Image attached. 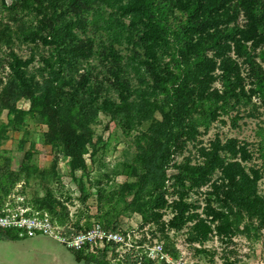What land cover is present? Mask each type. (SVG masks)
Here are the masks:
<instances>
[{
    "label": "rangeland",
    "instance_id": "rangeland-1",
    "mask_svg": "<svg viewBox=\"0 0 264 264\" xmlns=\"http://www.w3.org/2000/svg\"><path fill=\"white\" fill-rule=\"evenodd\" d=\"M31 18L17 7L0 10L1 79L13 55L31 58L28 70L36 72L51 51L43 43L23 41L19 28L29 25ZM230 18L224 27L217 24L220 43L205 46L204 52L217 65L225 55L238 63L241 85L250 99L235 107L222 108L219 103L206 115H195L194 125L172 150L160 202H147L146 197L137 203L143 205H135L119 189L136 180L130 171L149 121L123 129L100 112L90 124L91 143L83 150L80 167L71 165L59 147L45 143L46 125L30 111L28 101L19 100L14 110L0 108V167L7 157L15 173L13 182L0 189V214H26L38 222L31 231L0 226L8 236H0V264H122L127 252L144 257L147 264H264V227L257 217L242 209L239 222L229 230L220 220L226 208L219 199L224 201L231 191L227 175L217 168L200 183L193 173L215 148L222 162H237L250 176L258 175L256 195L264 199V98L256 91L252 70L256 66L264 72V39H240L237 53L233 40L240 38L238 29L247 28L249 19L242 11ZM225 27L233 28L229 36L222 31ZM86 45L76 65L101 95L119 99L116 76L131 92L153 85L146 65L138 72L129 66L131 47H116L123 57L116 64L101 52L98 36ZM220 74L216 66L210 91L222 92ZM19 110L20 120L15 116ZM154 119L160 115L155 113ZM230 139L235 140L234 151L225 147ZM41 199L48 207L41 206ZM76 249L91 260L76 261Z\"/></svg>",
    "mask_w": 264,
    "mask_h": 264
},
{
    "label": "trees",
    "instance_id": "trees-1",
    "mask_svg": "<svg viewBox=\"0 0 264 264\" xmlns=\"http://www.w3.org/2000/svg\"><path fill=\"white\" fill-rule=\"evenodd\" d=\"M13 7L32 16L29 25L19 28L23 41L43 43L51 51L36 72L28 70L31 58L12 56L9 72L0 78V108L14 110L19 100L28 101L30 111L46 125L45 143L59 147L71 165L80 167H84L83 150L91 143L90 124L100 112L123 129L149 121L139 138L136 165L130 171L136 180L119 186L121 193L131 196L132 204L143 205L137 203L146 197L147 202L162 201L172 150L194 125L198 112L206 115L219 103L222 108L235 107L250 99L246 100L238 63L225 55L217 65L204 50L220 43L217 24L222 22L224 27L233 12L242 11L249 19L247 28L238 29L240 38L233 40L237 53L240 39L254 35L264 39V0H0V10ZM232 30L222 29L227 36ZM94 36L112 63L119 64L123 58L116 47H131L129 66L138 72L146 65L153 85L131 92L115 74L119 99L101 95L76 65ZM216 66L221 70V93L210 91L214 79L211 72ZM252 70L256 91L264 98V72L256 66ZM22 112L15 114L19 120ZM155 113L160 119H154ZM3 140L0 134V143ZM234 142L230 139L225 147L234 151ZM25 155L30 158L28 152ZM8 161L5 157L0 167L2 190L13 182L15 174ZM217 168L227 175L231 189L224 201L219 199L226 208L220 212L224 228L229 230L239 222L242 209L255 215L264 227V199L256 195L258 175L250 176L237 162H222L213 148L203 164L193 170L194 179L202 183ZM46 202L41 199V206L48 207ZM6 234L0 229L1 237H8ZM73 254L76 261L91 260L83 257L80 249ZM121 262L147 264L144 257L130 252Z\"/></svg>",
    "mask_w": 264,
    "mask_h": 264
},
{
    "label": "built area",
    "instance_id": "built-area-1",
    "mask_svg": "<svg viewBox=\"0 0 264 264\" xmlns=\"http://www.w3.org/2000/svg\"><path fill=\"white\" fill-rule=\"evenodd\" d=\"M0 226L3 228H13V227H25L28 231L38 227V222L34 217H30L26 214H20L16 216L15 214L2 212L0 214Z\"/></svg>",
    "mask_w": 264,
    "mask_h": 264
}]
</instances>
